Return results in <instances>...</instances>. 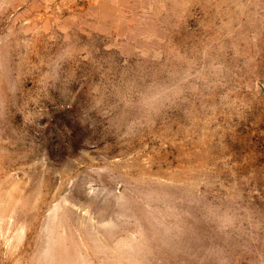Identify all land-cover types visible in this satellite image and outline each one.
<instances>
[{
  "label": "rangeland",
  "instance_id": "374dc122",
  "mask_svg": "<svg viewBox=\"0 0 264 264\" xmlns=\"http://www.w3.org/2000/svg\"><path fill=\"white\" fill-rule=\"evenodd\" d=\"M0 264H264V0H0Z\"/></svg>",
  "mask_w": 264,
  "mask_h": 264
}]
</instances>
